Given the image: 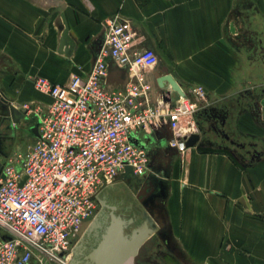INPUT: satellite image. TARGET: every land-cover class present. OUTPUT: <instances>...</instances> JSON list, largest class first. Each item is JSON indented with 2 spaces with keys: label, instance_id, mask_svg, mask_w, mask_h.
I'll list each match as a JSON object with an SVG mask.
<instances>
[{
  "label": "crops",
  "instance_id": "1",
  "mask_svg": "<svg viewBox=\"0 0 264 264\" xmlns=\"http://www.w3.org/2000/svg\"><path fill=\"white\" fill-rule=\"evenodd\" d=\"M114 16L131 22L133 48L158 57L143 70L151 101L162 99L157 80L168 70L198 103L177 131L199 140L183 152L171 147L165 117L134 131L131 140L148 151V170L140 182L124 170L98 191L69 262L110 264L121 243L150 229L148 247L131 264H264V151L251 156L236 146L243 137L264 143L262 104L247 101L264 90V71L250 70L246 57L264 53V0H0V86L16 105L46 102L34 77L64 83L87 72L104 46V22ZM64 26L69 39L59 47ZM127 79V69L108 59L105 82ZM130 196L146 197L144 212L130 210Z\"/></svg>",
  "mask_w": 264,
  "mask_h": 264
},
{
  "label": "built area",
  "instance_id": "2",
  "mask_svg": "<svg viewBox=\"0 0 264 264\" xmlns=\"http://www.w3.org/2000/svg\"><path fill=\"white\" fill-rule=\"evenodd\" d=\"M104 27V46L87 72L64 83L37 75L33 87L48 100L18 105L38 120L39 135L3 165L0 264H69L72 238L94 215L98 191L126 166L136 175L148 170V151L131 140L134 131L165 117L169 145L186 149L177 130L198 103L186 94L165 100V93L152 102L143 70L157 63L156 53L132 47L128 19L110 17ZM108 59L127 69V81L105 82Z\"/></svg>",
  "mask_w": 264,
  "mask_h": 264
},
{
  "label": "flooded vegetation",
  "instance_id": "3",
  "mask_svg": "<svg viewBox=\"0 0 264 264\" xmlns=\"http://www.w3.org/2000/svg\"><path fill=\"white\" fill-rule=\"evenodd\" d=\"M246 57L248 58L250 70L261 66L262 70L264 71V53H246ZM2 68L7 69V65H2ZM247 101H251L252 106L254 107H256L257 102L260 101L262 105L258 114L264 116V90H255L252 94V98L249 97ZM10 104L14 103L0 86V177L2 176V169L5 160L13 151L14 145L16 143V135L19 134L21 137V140L17 144L19 146L26 144L29 140H32L35 137L33 128L37 122L36 118L34 116H28V119L22 120L21 123L13 122L11 115L7 114ZM237 140H239L241 143H237L236 146L247 155H258L264 151V143H262L259 139L243 137L238 138ZM135 175L136 174H129V178H132L134 182H137L134 178ZM119 177L120 175L118 174L115 180L111 183H114Z\"/></svg>",
  "mask_w": 264,
  "mask_h": 264
},
{
  "label": "water",
  "instance_id": "4",
  "mask_svg": "<svg viewBox=\"0 0 264 264\" xmlns=\"http://www.w3.org/2000/svg\"><path fill=\"white\" fill-rule=\"evenodd\" d=\"M62 19L64 18V15L61 14ZM68 29L66 26L62 29L60 40H59V47H63L68 40ZM158 88L161 90V92H164L165 94L169 95V100L174 101L179 95H184L185 91L182 89L181 85L177 82V80L172 76V74L166 70V75L159 77L157 80ZM168 86L170 87V91L168 90ZM166 98V97H165ZM8 115H11V119L15 123H21L22 120L28 119V116L25 114V111L19 108L15 104H10L9 105V110L7 111ZM38 120L36 122V125L33 128V133L35 136H38ZM199 140V134L198 133H191L188 136L184 137V144L186 147H190L196 144V142ZM125 173L127 174H134L132 169L129 166L125 167ZM135 180L137 182H140V177L137 175L134 176ZM111 186H107V189L110 188ZM130 202H129V208L131 211L136 212L137 210L139 212H144V201L146 200V197H140L138 200L134 198V196H130ZM140 201V203H138ZM111 210L116 209V207H110ZM113 229L115 231L120 230V226L118 224H114ZM80 230V227L78 231ZM105 234H103L102 238L103 241L100 242V245L103 244L104 240L108 238L107 232H109V227L105 229ZM151 233L150 229L146 230L144 234L138 238H135L134 236L130 238V240L127 242V246L124 248L122 243L121 246V251L118 254L116 252V256L114 260L110 264H131L133 259L138 260L139 257H135L137 252L140 253L143 248L148 247L149 245V238L148 235ZM108 235V236H107ZM99 245V246H100ZM117 248V244L115 242V249ZM125 249V250H124ZM149 258L147 255L145 257L146 260L149 261ZM85 261L92 260L93 256L92 253H89L86 255L84 258ZM69 264H73L70 263ZM87 264V263H86Z\"/></svg>",
  "mask_w": 264,
  "mask_h": 264
},
{
  "label": "rangeland",
  "instance_id": "5",
  "mask_svg": "<svg viewBox=\"0 0 264 264\" xmlns=\"http://www.w3.org/2000/svg\"><path fill=\"white\" fill-rule=\"evenodd\" d=\"M21 137H20V135L19 134H17L16 135V138H15V145H14V148H13V151H15V150H20V151H23L25 148H26V146H27V144H29V143H31L32 141H33V139L32 140H29L26 144H24V145H17L18 143H19V141L21 140L20 139Z\"/></svg>",
  "mask_w": 264,
  "mask_h": 264
}]
</instances>
